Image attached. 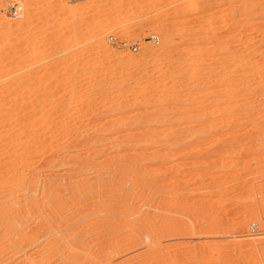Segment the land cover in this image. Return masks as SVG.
Segmentation results:
<instances>
[{
	"label": "rangeland",
	"instance_id": "rangeland-1",
	"mask_svg": "<svg viewBox=\"0 0 264 264\" xmlns=\"http://www.w3.org/2000/svg\"><path fill=\"white\" fill-rule=\"evenodd\" d=\"M186 3L0 0V264H154L141 253L151 247L165 254L161 264H264V91L249 94L253 82L246 92L247 84L228 87L223 74L249 59L264 66V0H203L188 10ZM128 18L139 22L123 31ZM166 129L173 135L167 159H145L161 146L142 148L145 134ZM137 175L151 176L141 183L151 187H134ZM119 183L134 200L114 197ZM56 199L72 203L69 214L57 215ZM117 200L132 203L133 219L121 216ZM115 204L108 214L117 211L128 226L119 223L109 236L98 225ZM76 209L83 214L72 226ZM163 210L173 215L166 233L129 240L133 228L164 225ZM136 214L146 216L142 226Z\"/></svg>",
	"mask_w": 264,
	"mask_h": 264
},
{
	"label": "bare ground",
	"instance_id": "bare-ground-1",
	"mask_svg": "<svg viewBox=\"0 0 264 264\" xmlns=\"http://www.w3.org/2000/svg\"><path fill=\"white\" fill-rule=\"evenodd\" d=\"M202 1H203V0H187V3H186V5H185L186 8H184V9H187V10H188V9H191V8H195V7L198 6V4L202 3ZM179 4H180V3H179ZM178 6H179V5H178ZM176 7H177V5H176ZM133 8H134V10H135L136 12H138V14L143 13V9H142L141 7H138V6L135 5ZM179 9H180V8L178 7V10H179ZM178 10H177V11H178ZM143 16H144V15H143ZM138 22H139L138 18H128V19L125 20V21L123 22V24H122V29H123V31H128L129 29H131V28H133L134 26H136V25L138 24ZM117 23H118L117 16L112 17L111 28H114V27L117 25ZM253 43H254V42H253ZM255 45H256V44H255ZM245 47H246V46H245ZM242 48H243V47H242ZM239 49H240V48H239ZM239 51H240V50H239ZM246 51H247V50H246ZM242 52H243V51H242ZM246 53H247V52H246ZM248 54H249V53H248ZM232 55H233V54H232ZM232 55H231V56H232ZM246 55H247V54H246ZM234 56H235V55H234ZM251 56H252V55H251ZM263 56H264V55H263ZM232 57H233V56H232ZM228 58H229V56H228ZM228 58H227V59H228ZM237 58H239V57H237ZM245 58H247V56H245V57H241V59H239V62H240L242 59H245ZM223 59H224V58H223ZM247 59H249V58H247ZM254 59H255V58H254ZM235 60H236V57H235ZM249 60H251V59H249ZM249 60H247L245 63L243 62L242 65H241V67L239 66V69L235 68V72H234V69H232V68H233V66H232V67H231V71H229V72L231 73L232 70H233L234 73H231V74H230V73L227 71L228 73L225 72V73H223V74H224V76L226 75V76H225V77L227 78V79L225 78V79H226V82L230 83V85H228V83H227L228 87H229V86L235 87V85H238V84H240V85H244V84L246 85V84H247L246 86L244 85L245 87L243 88V89H244V92H246L247 89H245V88H248L249 83L253 82L254 85H257V86H255V87H256L255 89H254V87H253V89H252L251 87H249V89H248L249 94H250V93H251V94H254V93H261L262 91H264V66H263V67L261 66L262 63H261V64L259 63V64H260V66H259V65H258V62H257V63H255V62H254V63H251V61H249ZM223 61H224V60H223ZM237 61H238V59H237ZM253 61H254V60H253ZM226 62H227V61H226ZM259 62H260V61H259ZM228 64H229V63H228ZM232 64H233V63H232ZM232 64H231V65H232ZM240 64H241V63H240ZM255 64H256V65H255ZM263 64H264V60H263ZM236 65H237V64H236ZM225 68H226V67H225ZM5 72H6V71H5ZM227 74H228L229 76H228ZM222 76H223V75H222ZM222 79H224V78H222ZM219 80H220V78H219ZM223 81L225 82V80H222V82H223ZM224 82H223V83H224ZM248 82H249V83H248ZM225 84H226V83H225ZM251 84H252V83H251ZM251 84H250V85H251ZM227 85H226V86H227ZM252 85H253V84H252ZM237 87H238V86H237ZM237 87H236L235 89H238ZM241 88H242V87H241ZM250 88H251V89H250ZM230 89H231V87H230ZM230 89H229V90H230ZM243 89H242V90H243ZM242 90L238 89L237 91H238V92H239V91L241 92ZM245 90H246V91H245ZM250 90H256V91L258 90V92H256V91H252V92H253V93H252ZM234 91H235L237 94L240 93V92L238 93L236 90H234ZM259 91H261V92H259ZM232 92H233V88H232V91H231L230 93L234 95V93H232ZM248 92H247V93H248ZM46 93H47V92H46ZM236 93H235V95L238 96ZM262 93H264V92H262ZM41 95H42V94H41ZM231 96H232V95H231ZM233 97H234V96H233ZM39 100H40V99H39ZM45 101H46V100H45ZM63 101H64V100H63ZM36 102H37V101H36ZM47 102H48V101H47ZM50 103H51V102H50ZM30 104H31V103H30ZM74 104H75V103H74ZM58 105H59V103H58ZM26 106H27V105H26ZM42 106H43V105H42ZM65 106H66V104H65ZM72 106H73V104H72ZM27 107H28V106H27ZM39 107H40V106H39ZM57 107H58V106H57ZM63 107H64V106H63ZM30 108H32V107H30ZM48 108H49V107H48ZM48 108H47V109H48ZM52 109H53V108H52ZM71 109H72V108H71ZM56 110H58V109H56ZM63 110H64V109H63ZM44 111H45V110H44ZM47 111H48V110H47ZM49 112H50V111H49ZM47 113H48V112H47ZM54 113H55V112H54ZM57 114H58V113H57ZM61 114H62V113H61ZM41 115H42V114H41ZM46 115H47V114H46ZM40 117H41V116H40ZM56 118H57V117H56ZM138 118H140V117H138ZM44 119H45V118H44ZM60 120H62V119H60ZM139 120H140V119H139ZM167 120H168V119H167ZM51 121H52V120H51ZM141 121H142V120H141ZM159 122H160V121H159ZM159 122H158V123H159ZM58 123H59V122H58ZM135 123H136V121H135ZM61 124H62V123H61ZM160 124H161V123H160ZM226 125H227V124H226ZM52 127H53V126H52ZM61 127H62V126H61ZM63 127H64V126H63ZM228 127H229V126H228ZM231 127H232V126H231ZM57 128H58V127H57ZM168 129H169V128H168ZM168 129H166V130H164V131H162V132H161V131H160V132H152V131L150 130L151 132H149V133H147V134L144 133L145 136H144L143 141H142V144H143V145H142V148H145V149H146L147 147L149 148V146H152V145H153V146H154V145H157V144H158V146L161 145V146H160V149H159V150L157 149L158 151L154 150L155 152H152L151 155H150V154H146V155H145V159H148V158L150 159V158L152 157V159L154 158V159L156 160V158L164 159V158L167 157V154L169 153L168 149L171 147V146H170V142H171L170 137H173V135L171 134L172 132H170V130H168ZM22 130H23V129H22ZM22 130H21V131H22ZM27 130H29V129H27ZM54 130H55V129H54ZM217 130H218V129H217ZM229 130H230V129H229ZM232 130H233V129H232ZM64 132H65V131H64ZM74 132H75V131H74ZM182 132H183V131H182ZM186 132H187V131H186ZM188 132H189V131H188ZM207 132H208V131H207ZM211 132H212V131H211ZM69 133H70V132H69ZM75 133H77V132H75ZM176 133H177V132H176ZM194 133H195V132H194ZM205 133H206V132H205ZM52 134H54V133H52ZM61 134H62V133H61ZM183 134H184V132H183ZM14 135H15V134H14ZM30 135H31V134H30ZM32 135H33V132H32ZM71 135H72V134H71ZM185 135H186V134H185ZM189 135H190V134H189ZM55 136H56V135H55ZM64 136H65V135H64ZM69 136H70V135H69ZM128 136H130V135H128ZM133 136H134V135H133ZM176 136H179V135L176 134ZM195 136H196V135H195ZM206 136H207V134H206ZM14 137H15V136H14ZM25 137H26V136H25ZM32 137H33V136H32ZM46 137H47V135H46ZM62 137H63V136H62ZM70 137H71V136H70ZM85 137H86V136H85ZM87 137H88V136H87ZM131 137H132V136H131ZM29 138H30V136H29ZM29 138H28V139H29ZM35 138H36V137H35ZM38 138H39V137H38ZM41 138H42V135H41ZM43 138H44V137H43ZM67 138H68V137H67ZM71 138H72V137H71ZM175 138H176V137H175ZM185 138H186V137H185ZM17 139H18V138H17ZM25 139H26V138H25ZM36 139H37V138H36ZM47 139H48V137H47ZM57 139H58V138H57ZM60 139H61V138H60ZM76 139H77V138H76ZM105 139H107V138H105ZM109 139H110V138H109ZM133 139H134V138H133ZM139 139H140V138H139ZM177 139H178V141H180L179 138H176V140H177ZM228 139H229V138H228ZM230 139H231V138H230ZM64 140H65V139H64ZM110 140H111V139H110ZM123 140H124V139H123ZM134 140H135V139H134ZM173 140H174V139H173ZM194 140H195V139H194ZM201 140H202V139H201ZM55 141H56V140H55ZM72 141H73V140H72ZM29 142H30V141H29ZM36 142H38V140H37ZM49 142L51 143L52 141H49ZM92 142H93V141H92ZM100 142H101V141H100ZM104 142L107 143L108 141H107V142L104 141ZM112 142H113V141H112ZM174 142H175V141H174ZM174 142H172V143H174ZM176 142H177V141H176ZM176 142H175V145H176ZM201 142H202V141H201ZM221 142H222V141H221ZM16 143H18V142H16ZM16 143L13 142V144H16ZM58 143H59V142H58ZM93 143H94V142H93ZM97 143H98V142H97ZM159 143H160V144H159ZM18 144H19V143H18ZM30 144H31V143H30ZM41 144H42V143H41ZM47 144H48V143H47ZM64 144H65V143H64ZM109 144H110V143H109ZM137 144H138V143H137ZM231 144H232V143H231ZM38 145H39V144H38ZM65 145H66V144H65ZM67 145H68V144H67ZM70 145H71V143H70ZM113 145H114V144H113ZM139 145H141V144H139ZM17 146H18V145H17ZM20 146H23V144L20 145ZM28 146H29V145H28ZM32 146H33V145H32ZM44 146H45V145H44ZM47 146H48V145H47ZM82 147H83V146H82ZM90 147H91V146H90ZM116 147H117V146H116ZM116 147L114 146V147H113V150H114V148L116 149ZM131 147H132V146H131ZM156 147H157V146H156ZM173 147H175V146H173ZM18 148H20V147H18ZM22 148L24 149V148H25V145H24V147H22ZM22 148H21V149H22ZM53 148H54V147H53ZM120 148H121V147H120ZM122 148H123V147H122ZM133 148H134V147H133ZM225 148H226V147H225ZM51 149H52V148H51ZM81 149H82V148H81ZM86 149H87V148H86ZM96 149H97V148H96ZM99 149H100V148H99ZM19 150H20V149H19ZM26 150H27V148H26ZM28 150H29V149H28ZM28 150H27V152H28ZM32 150H33V149H32ZM45 150H46V149H45ZM53 150H54V149H53ZM63 150H64V149H63ZM94 150H95V149H94ZM111 150H112V149H111ZM22 151H23V150H22ZM34 151H35V150H34ZM34 151H33V152H34ZM36 151H38V150H36ZM36 151H35V152H36ZM101 151H102V150H101ZM167 151H168V153H167ZM33 152L30 153V154H33ZM35 152H34V153H35ZM38 152H39V151H38ZM38 152H36V153H38ZM43 152H44V151H43ZM51 152H52V151H51ZM53 152H54V151H53ZM116 152H117V151H116ZM6 153H7V152H6ZM57 153H58V152H57ZM60 153H61V152H60ZM60 153H59V154H60ZM87 153H88V152H87ZM108 153H109V152H108ZM11 154H12V153H11ZM11 154H10V155H11ZM20 154H21V153H20ZM24 154H25V153H24ZM24 154H23V155H24ZM51 154H52V153H51ZM72 154H73V153H72ZM100 154H101V153H100ZM17 155H18V154H17ZM25 155H26V154H25ZM34 155L36 156V154H34ZM34 155H31V156H34ZM38 155H39V154H37V156H38ZM65 155H66V154H65ZM70 155H71V154H70ZM89 155H90V154H89ZM102 155H103V154H102ZM115 155H116V154H115ZM131 155H132V154H131ZM131 155L129 154V156H131ZM135 155H136V154H135ZM168 155H169V154H168ZM12 156H13V154H12ZM26 156H27V155H26ZM73 156H74V155H73ZM77 156H78V155H77ZM42 157H43V156H42ZM67 157H68V156H67ZM111 157H112V156H111ZM113 157H114V156H113ZM113 157H112V158H113ZM141 157H142V156H141ZM8 158H9V157H8ZM27 158H28V157H27ZM47 158H48V157H47ZM82 158H83V157H82ZM21 159H22V158H21ZM56 159H57V158H56ZM83 159H84V158H83ZM105 159H106V158H105ZM166 159H167V158H166ZM16 160H17V158H16ZM94 160H95V159H94ZM10 161H11V160H10ZM42 161H43V160H42ZM68 161H69V160H68ZM131 161H135V159H134V160H131ZM156 161H157V160H156ZM16 162H17V161H16ZM22 162H23V160H22ZM51 162H52V161H51ZM61 162H62V161H61ZM71 162H72V161H70L69 163H71ZM89 162H90V161H89ZM91 162H92V161H91ZM100 162H101V161H100ZM110 162H111V161H110ZM4 163H5V162H4ZM14 163H15V162H14ZM23 163H24V162H23ZM32 163H33V162H32ZM57 163H58V162H57ZM64 163L67 164L68 162H62L61 164H64ZM96 163H97V162H96ZM129 163H131V162H129ZM12 164H13V162H12ZM49 164H50V163H49ZM59 164H60V163H59ZM84 164H85V163H84ZM87 164H88V163L86 162V165H87ZM6 165H7V164H6ZM10 165H11V164H10ZM10 165H9V166H10ZM16 165H18V164H16ZM36 165H37V164H36ZM45 165H46V164H45ZM82 165H83V164H82ZM88 165H89V164H88ZM99 165H100V164H99ZM13 166H14V165H13ZM18 166H19V165H18ZM18 166H17V167H18ZM72 166H73V165H72ZM75 166H76V165H75ZM80 166H81V165H80ZM89 166H91V164H90ZM89 166H87V167H89ZM135 166H136V165H135ZM1 167H3V166H1ZM20 167H21V166H20ZM32 167H33V166H32ZM69 167H70V166H69ZM78 167H79V165H78ZM81 167H82V166H81ZM102 167H103V166H102ZM105 167H106V166H105ZM112 167H113V166H112ZM11 168H12V167H11ZM41 168H42V167H41ZM48 168H49V167H48ZM82 168H83V167H82ZM110 168H111V167H110ZM134 168H135V167H134ZM134 168H133V169H134ZM137 168H138V166H137ZM15 169H16V168H15ZM30 169H31V168H30ZM32 169H33V168H32ZM57 169H58V168H57ZM93 169H94V168H93ZM96 169H97V168H96ZM99 169H100V168H99ZM101 169H102V168H101ZM118 169H119V168H118ZM126 169H127V168H126ZM126 169H125V171H126ZM7 170H8V168H7ZM80 170H81V168H80ZM87 170H88V169H87ZM105 170H106V169H105ZM122 170H123V169H122ZM127 170H129V168H128ZM131 170H132V169H130V172H132V173H134V174H136V173L138 172V171H136V170H134V171H133V170L131 171ZM67 171H68V170H67ZM84 171H85V170H84ZM95 171H96V170H95ZM98 171H99V170H98ZM107 171H109V170H107ZM107 171H106V172H107ZM112 171H113V170H112ZM163 171H164V170H163ZM12 172H13V171H12ZM19 172H20V171H19ZM22 172H23V171H22ZM100 172H101V171H100ZM109 172H110V171H109ZM127 172H129V171H127ZM135 172H136V173H135ZM5 173H6V172H5ZM76 173H77V172H76ZM79 173H80V172H79ZM97 173H99V172H97ZM114 173H115V172H114ZM125 173H126V172H122L123 175H124ZM132 173H131V174H132ZM160 173H161V172H160ZM163 173H164V172H163ZM11 174H12V173H11ZM14 174H15V173H14ZM92 174H93V172H92ZM126 174H127V173H126ZM165 174H167V176H168V171H167V173H165ZM15 175H16V174H15ZM76 175H77V174H76ZM113 175H114V174H113ZM113 175H112V176H113ZM119 175H120V174H119ZM119 175H118V176H119ZM123 175H122V176H123ZM128 175H130V173H129ZM163 175H164V174H163ZM163 175H162V179H163ZM1 176H2V174H1ZM22 176H23V175H22ZM29 176H30V175H29ZM33 176H34V175H33ZM68 176H69V175H68ZM72 176H75V175H72ZM77 176H78V175H77ZM96 176H97V174H96ZM114 176H115V175H114ZM130 176H131V175H130ZM133 176H134V175H133ZM159 176H160V174H159ZM18 177H19V176H18ZM20 177H21V176H20ZM31 177H32V176H31ZM120 177H121V175H120ZM125 177H127V176H125ZM131 177H132V176H131ZM137 177H138V178H136V180H135V182H134V184H133L134 187L136 186V188H137V187H141V185H142L143 187H144V186L146 187V185H143L144 182H143V184H141V183H142L143 179H145L146 181H148L147 179H149L151 176H140V177H139V176L137 175ZM148 177H149V178H148ZM5 178H6V177H5ZM12 178H13V177H12ZM23 178H24V177H23ZM32 178H33V177H32ZM61 178H62V177H61ZM71 178H72V177H71ZM77 178H78V177H77ZM89 178H90V177H89ZM93 178H95V176H94ZM96 178H97V177H96ZM155 178H156V177H155ZM155 178H154V179H155ZM16 179H17V178H16ZM16 179H14V180H16ZM24 179H25V178H24ZM28 179H29V178H28ZM30 179H31V178H30ZM36 179H37V178H36ZM36 179H35V177H34V178H33L32 180H30V181L34 182V184H35ZM79 179H80V178H79ZM100 179H101V178H100ZM121 179H122V178H121ZM152 179H153V178H152ZM152 179H151V180H152ZM166 179H167V181H168V177H166ZM166 179H165V180H166ZM37 180H38V179H37ZM48 180H49V179H48ZM75 180H76V179H75ZM149 180H150V179H149ZM155 180H156V179H155ZM155 180H152V182L155 181ZM157 180H160V179H157ZM157 180H156V182H158ZM19 181H20V180H19ZM23 181L25 182L26 180H23ZM45 181H46V180H45ZM76 181H77V180H76ZM104 181H105V180H104ZM11 182H12V181H11ZM14 182H15V181H14ZM17 182H18V181H17ZM17 182H16V183H17ZM119 182H120V181H119ZM148 182H149V181H148ZM150 182H151V181H150ZM7 183H8V182H7ZM18 183H20V182H18ZM18 183H17V184H18ZM25 183H26V182H25ZM30 183H31V182H30ZM82 183H83V182H82ZM84 183H86V182H84ZM110 183H111V182H110ZM110 183H109V184H110ZM154 183H155V182H153V186H154ZM186 183H187V182H186ZM10 184H11V183H10ZM13 184H14V183H13ZM20 184H21V183H20ZM31 184H32V183H31ZM87 184H88V183H87ZM123 184H124V183H123ZM150 184H151V183H150ZM11 185H12V184H11ZM25 185H26V184H24V187H25ZM85 185H86V184H85ZM100 185H101V184H100ZM110 185H111V184H110ZM116 185H117V184H116ZM116 185H114V186H116ZM121 185H122V183H121ZM121 185H120V183H119V185H118L119 188L117 187L118 190L121 188ZM139 185H140V186H139ZM148 185H149V183L147 184V187H148ZM151 185H152V184H151ZM151 185H149V186L151 187ZM157 185H158V184H155V186H157ZM160 185H161V184H160ZM162 185H163V184H162ZM185 185H186V184H185ZM0 186H1V185H0ZM5 186H7V185H5ZM9 186H10V185H9ZM12 186H13V185H12ZM15 186H16V184H15ZM17 186H19V185H17ZM32 186H33V184H32ZM32 186H30V184H29V188L32 187ZM37 186H38V185H37ZM86 186H89V187H90V186H93V184H91V185H86ZM170 186H172V185H170ZM177 186H178V185H177ZM35 187H36V186H35ZM89 187H88V188H89ZM93 187H95V185H94ZM93 187H91V188H93ZM96 187H97V186H96ZM98 187H99V186H98ZM145 187H144V188H145ZM147 187H146V188H147ZM180 187H181V186H180ZM10 188H11V187H10ZM16 188H18V187H16ZM20 188H21V187H20ZM85 188H86V187H85ZM91 188H90V189H86V191H87V190H91V191H92L93 189H91ZM113 188H114V187H113ZM122 188H123V187H122ZM122 188L119 190V192H117V194L119 193L118 195H115L116 193H115V194H112V195H113V196L115 195L114 197L119 196V198L122 200L123 196L121 195V193L123 192V190H126V188L123 189V190H122ZM136 188H133V189H135L134 191L137 190ZM148 188H149V187H148ZM155 188H156V187H155ZM159 188H160V187H159ZM31 189H32V188H31ZM31 189H30V190H31ZM141 189H143V188L141 187ZM161 189H162V187H161ZM178 189H179V188H178ZM180 189H181V188H180ZM14 190H15V188H14L12 191H14ZM27 190H29V189H27ZM33 190H34V189H33ZM35 190H37V189H35ZM107 190H108V189H107ZM110 190H111V189H110ZM118 190H117V191H118ZM131 190H132V189H131ZM139 190H140V189H139ZM139 190H138V192H139ZM143 190H144V189H143ZM146 190H147V189H146ZM152 190H153V189H152ZM84 191H85V189H84ZM112 191H113V189L111 190V192H112ZM140 191H141V190H140ZM172 191H173V190H172ZM178 191H179V190H178ZM19 192H20V191H19ZM92 192H93V191H92ZM115 192H116V191H115ZM169 192H170V191H169ZM184 192H185V191H184ZM102 193H103V192H102ZM112 193H113V192H112ZM125 193H126L127 200H128V199H129V201H130V199H131V200H134V199H133V197H134V195H135L134 193H132V192L127 193V192L125 191V192H123V195H124ZM154 193H155V192H154ZM175 193H176V192H175ZM4 194H5V193H4ZM74 194H75V191H74ZM99 194H101V193H99ZM127 194H128V195H127ZM161 194H162V193H161ZM120 195H121L122 198L120 197ZM150 195H151V194H150ZM169 195H170V193H169ZM169 195H168V196H169ZM174 195H175V194H174ZM2 196H3V195H2ZM148 196H149V195H148ZM154 196H155V195H154ZM9 197H10V196H9ZM93 197H94V196H93ZM109 197H110V196H109ZM111 197H112V196H111ZM157 197H158V196H157ZM77 198H78V197H77ZM99 198H100V197H99ZM141 198H142V197H141ZM151 198H152V197H151ZM1 199H2V198H1ZM62 199H63V198H62ZM62 199H56V204H55V205H52V206L55 207V208H54V209H55L54 211H56L57 215H59V216L62 215V213H67V212H68V214H69V210L72 208V203L69 202V200L66 201V200H62ZM70 199H71V198H70ZM138 199H139V198H138ZM138 199H137V200H138ZM182 199H183V198H182ZM5 200H6V199H5ZM95 200H96V199H95ZM95 200H94V201H95ZM107 200H108V199H107ZM154 200H155V199H154ZM99 201H100V200H99ZM117 201H118V200H117ZM146 201H147V200H146ZM162 201H163V200H162ZM167 201H168V200H167ZM11 202H12V201H11ZM11 202H10V203H11ZM96 202H97V201H96ZM118 202L120 203V202H122V201H118ZM123 202H128V201H124V200H123ZM150 202H152V199H151ZM150 202H149V203H150ZM157 202H158V201H157ZM176 202H177V201H176ZM176 202H175V203H176ZM196 202H197V201H196ZM2 203H3V202H2ZM8 203H9V202H8ZM32 203H34V202H32ZM45 203H46V202H45ZM115 203H116V202H115ZM149 203H148V204H149ZM14 204H15V203H14ZM29 204H30V203H29ZM34 204H35V203H34ZM50 204H51V203H50ZM103 204H104V203H103ZM108 204H109V203H108ZM117 204H118V203H117ZM120 204H121V203H120ZM122 204H123V203H122ZM122 204H121L120 206H122ZM126 204H128V203H125V206H124V204H123V206H124V207L122 206L123 208L121 207V208H122L121 210L124 209V211H121L120 209H118V208L120 207L119 204H118L119 207L116 208L117 211L119 210V211H118L119 213H121V212H125V211H126V213H125L124 215L121 214V216H125V215H126V216H127V217L125 216L126 218H128V217H129V218H130V217L132 218V216H133V218H134V215H135V214L132 215V213H131V215H132V216H131L129 213H127V211H128V212H131L129 209L131 208L130 205H131L132 203H130V205L128 204L129 207L126 206ZM150 204H153V202L150 203ZM185 204H186V203H185ZM185 204H184V205H185ZM201 204H202V202H201ZM205 204H206V203H205ZM22 205H23V204H22ZM30 205H31V204H30ZM36 205H37V204H36ZM36 205H35V206H36ZM47 205H48V204H47ZM73 205H74V204H73ZM75 205H76V204H75ZM95 205H96V204H95ZM95 205H94V206H95ZM143 205H144V204H143ZM159 205H160V207H158V211H159V208L161 209V206H162V205H163L162 207H165V202H162V204H161V202H159V203H158V206H159ZM166 205H168V209H170V208H169L170 205H169L168 202H167ZM194 205H195V204H194ZM203 205H204V204H203ZM13 206H14V205H13ZM31 206H32V205H31ZM37 206H38V205H37ZM94 206H93V207H94ZM97 206H98V205H97ZM115 206H116V204H115V205H111V206H109V205L107 206V208L104 210V211L107 213L106 216L103 217V218H104V221L101 220V223H102V222H103V223L100 224V225H98V228H102L103 230H106V232H107V234H108L109 236H110L111 234H112L111 236H113V234H114V233L116 234V232L119 231V230L121 231V226H120V224H121V222H122L121 225H123V223H124L122 220H124L125 217H122V218H121V217H119V214H117V213H118L117 211H113ZM134 206H135V205H134ZM140 206H141V205H140ZM151 206H152V205H151ZM176 206H177V205H176ZM104 207H105V206H104ZM112 207H113V208H112ZM127 207H128V208H127ZM142 207L145 208L146 205H145V206H142ZM147 207H148V206H147ZM147 207H146V208H147ZM154 207L157 208V205H155ZM181 207H182V206H181ZM181 207H180V208H181ZM186 207H188V206H186ZM186 207L184 206V210H185ZM190 207H191V206H190ZM201 207H202V206H201ZM206 207H207V206H206ZM10 208H11V207H10ZM13 208H14V207H13ZM31 208H32V207H31ZM43 208H44V207H43ZM49 208H50V207H49ZM49 208H48V209H49ZM95 208H96V207H95ZM98 208H99V207H98ZM126 208H127V209H126ZM138 208H139V207H138ZM156 208H155V210H156ZM166 208H167V206H166ZM195 208H196V207H195ZM2 209H3V207L1 208V210H2ZM8 209H9V208H8ZM8 209H7V210H8ZM15 209H18V208L15 207V208H14V211H15ZM41 209H42V208H41ZM110 209H113V210H112V213H115V212H116L115 214H113V216L117 217L116 219H117L118 221L114 219L115 217H114V218H111V217H113V216H111L112 214H111V210H110ZM116 209H115V210H116ZM132 209H133V208H132ZM142 209H143V208H142ZM142 209H141V207H140V209H138V210H142ZM148 209H149V207H148ZM148 209H146V211H147ZM151 209H152V208H151ZM163 209H164V208H163ZM182 209H183V208H182ZM4 210H5V209H4ZM4 210H3V213H5ZM10 210H11V209H10ZM46 210H47V209H46ZM76 210H77V209H76ZM79 210H80V209H79ZM143 210H144V209H143ZM153 210H154V208H153ZM165 210H166V209H165ZM172 210H173V209H172ZM11 211H12V210H11ZM44 211H45V210H44ZM84 211H85V210H84ZM133 211H135V210L133 209ZM174 211H175V210H174ZM188 211H189V210H188ZM194 211H195V210H194ZM208 211H209V210H208ZM8 212H9V211H8ZM109 212H110L111 215L108 214ZM135 212H136V211H135ZM143 212H144V211H143ZM150 212H151V211H150ZM153 212H154V211H153ZM156 212H157V211H156ZM156 212H155V213H156ZM165 212H166V211H165ZM165 212H164V210L162 211V213H164V214H165ZM172 212H173V211H172ZM176 212H178V211H176ZM191 212H192V211H191ZM231 212H232V211H231ZM233 212H234V211H233ZM12 213H13V212H12ZM16 213H17V211H16ZM18 213H19V212H18ZM45 213H46V212H45ZM88 213H89V212H88ZM91 213L97 215V211H92ZM168 213H169V211L166 212L165 215H167ZM173 213H174V212H173ZM229 213H230V212H229ZM72 214H73V215H70L71 217L69 216V219H70V218H71V219H70V220L67 219L68 222L70 221L69 223L65 220L69 225H70V223H71V225H72V224L75 225V224L79 221V219H80V217H81V216H79V219H77V218H78V215L83 214V212L77 210V211L73 212ZM85 214H86V212H85ZM116 214H117V216H116ZM159 214H160V215H159ZM159 214H158L159 216L163 215V214H161V213H159ZM179 214H180V213H179ZM191 214H192V213H191ZM9 215H10V214H9ZM12 215H14V214H11V216H12ZM55 215H56V214H55ZM55 215H53V216H55ZM63 215H64V214H63ZM104 215H105V214H104ZM128 215H130V216H128ZM165 215H164V216H165ZM177 215H178V214H177ZM182 215H183V214H182ZM210 215H211V214H210ZM210 215H209V216H210ZM212 215H213V214H212ZM218 215H219V214H218ZM218 215H217V216H218ZM0 216H1V215H0ZM46 216H47V215H46ZM64 216H67V217H68V215H64ZM76 216H77V217H76ZM137 216H139V215L136 214V217H137ZM164 216H163V217L161 216V218H164V220L162 219V220L164 221V225L161 226V224H158V225H160L159 227H157V225H155L156 223H153L152 225H149V226H151V227H148L147 224H150L149 222L146 223V225L143 223L144 225L142 226V224H141V223L143 222L142 220L144 219V217L146 218V216H142V215H141V217H143L142 219H140V216H139V217H138V218H139V221L141 220V221L139 222V224H140L142 227H139V229H137V228H133V227H135L136 225H134V226L132 227V223H133V222L130 223V224H129V227H127V228H130V225H131V228H133V229L130 228L132 232L130 231L129 233L132 234L133 236L131 235L132 238H130V235H129V236L127 235V237L129 238V240L134 239V238L137 239V240H141V239H142L141 242H143V241L145 240L144 237H147V236H149V235L154 236V235H155V231H158V232H159V230H161L162 232L166 233L165 231H167V229H170V223H169V221H171V220L168 221V219L170 218L171 214H168V218H167L166 220H165L166 217H164ZM172 216H173V215H172ZM172 216H171V217H172ZM192 216H193V215H192ZM219 216H220V215H219ZM219 216H218V217H219ZM84 217H85V216H84ZM106 217H107V218H106ZM108 217H110V218H108ZM136 217H135V218H136ZM150 217H151V216H150ZM150 217H149L150 221H151L152 219H153V221H154V219L157 218V217H155V216H154V218H153V216H152V217H151L152 219H151ZM12 218H13V217H12ZM16 218H17V217H15V219H16ZM47 218H48V217H47ZM55 218H56V217H55ZM97 218H99V217L97 216ZM103 218H102V219H103ZM133 218H132V219H133ZM138 218H137V219H138ZM174 218H175V217H174ZM178 218H179V217H178ZM201 218H202V217H201ZM219 218H221V217H219ZM5 219H6V217L4 218V220H5ZM76 219H77L78 221H77ZM81 219H82V218H81ZM99 219H100V218H99ZM108 219H110V221L112 220L113 222L111 221V223H110V221H109ZM170 219H171V218H170ZM186 219H187V218H186ZM86 220H87V219H86ZM90 220H91V219H90ZM114 220H115V221H114ZM126 220H127V219H126ZM145 220H146V219H144V221H145ZM172 220H173V217H172ZM5 221H6V220H5ZM98 221H99V220H98ZM135 221H136V220H134V223H135ZM153 221H152V222H153ZM165 221H166V222H165ZM167 221H168V223H167ZM8 222H9V221H8ZM15 222H16V221H15ZM91 222H92V221H91ZM176 222H177V221H176ZM223 222H224V221H223ZM12 223H13V220H12ZM92 223H93V222H92ZM99 223H100V221H99ZM119 223H120V224H119ZM166 223H167V225H166ZM5 224H6V223H5ZM90 224H91V223H90ZM90 224L87 225L88 228H86V229L91 230V231H92V230H95V229H96V226L93 225L94 223H93L92 225H90ZM168 224H169V228H168ZM218 224H220V223H218ZM3 225H4V223H3ZM84 225H86V224H84ZM96 225H97V224H96ZM124 225L128 226V224H126V222L124 223ZM153 225H155V226L152 227ZM221 225H222V224H221ZM221 225H218V226H221ZM72 226H73V225H72ZM145 226H146V227H145ZM78 227H79V226H78ZM84 227H86V226H84ZM127 228H123V229L125 230V229H127ZM176 228H177V227H176ZM130 229H128V230H130ZM83 231H84V230H83ZM91 231H90V233H91ZM95 231H96V230H95ZM161 231H160V232H161ZM169 231H170V230H169ZM104 232H105V231H104ZM106 232H105V234H106ZM125 232H126V231H125ZM158 232H156V234H157ZM176 232H177V231H176ZM83 233H85V232H83ZM83 233H82V234H83ZM87 233H88V231H87ZM92 233H94V232H92ZM117 233H119V232H117ZM153 233H154V234H153ZM179 233H180V232H179ZM85 234H86V233H85ZM101 234H103V233H101ZM107 234H106V235H107ZM120 234H121V233H120ZM135 234H136V236H134ZM152 234H153V235H152ZM171 234H172V233H171ZM207 234H209V233H207ZM214 234H215V233H214ZM95 235H96V234H95ZM98 235H99V234H98ZM108 235H107V236H108ZM121 235H122V234H121ZM146 235H147V236H146ZM157 235H158V234H157ZM157 235H155V236H157ZM163 235H164V234H163ZM10 236H11V235H10ZM158 236H159V235H158ZM161 236H162V234H160V237H159L160 239H161ZM164 236H166V234H165ZM164 236H163V237H164ZM180 236H181V235H180ZM188 236H189V235H188ZM18 237H19V236H18ZM119 237H120V236H119ZM123 237H124V236H123ZM133 237H134V238H133ZM163 237H162V238H163ZM95 238H96V237H95ZM103 238H104V236H103ZM149 238H150V239H149ZM17 239H18V238H17ZM90 239H91V238H90ZM93 239H94V238H93ZM108 239H109V237H108ZM114 239H115V238H114ZM117 239H118V241L116 240L117 243H120L119 241L122 240V239L119 240V238H117ZM147 239L150 241V240H151V237L146 238V240H147ZM153 239H155V237H153ZM95 240H96V239H95ZM123 240H124V239H123ZM127 240H128V239H127ZM161 240H162V239H161ZM173 240H174V239H173ZM98 241H99V240H98ZM134 241H135V240H134ZM152 241H154V242H152ZM152 241H151L152 244L150 243V245H153V243L156 242V240H152ZM111 242H112V241H111ZM160 242H161V241H158V243H160ZM114 243H115V240H114ZM139 243H140V242H139ZM178 243H179V242H178ZM133 244H134V243H133ZM156 244H157V243H156ZM161 244H162V242H161ZM214 244H215V243H214ZM136 245H137V244H136ZM150 245H149V246H150ZM154 245H155V244H154ZM154 245H153V246H154ZM173 245H174V244H173ZM204 245H205V244H204ZM163 246H164V245H162V249H163ZM202 246H203V245H202ZM135 247H136V246H135ZM150 247H151V246H150ZM168 247H169V246H168ZM152 248H153V247H151V249H149V250L146 249V250H145L146 252L144 251L145 253H144V252H141V253H143L142 255H146L147 253L150 254V255H149V259H150L151 261L153 260L152 262H153L154 264H157V263H158V264H161V262H164V258H166V257H164V258L162 259L163 261H161V258L165 255V254L162 255L161 252H163V251L158 252L157 249L159 250V247L157 248V245H156V248H157L156 251H155L154 249H152ZM160 248H161V247H160ZM164 248H165V247H164ZM166 248H167V247H166ZM129 249H130V248H129ZM132 249H133V248H132ZM176 249H177V248H176ZM134 250H135V249H134ZM136 250H137V249H136ZM138 250H139V249H138ZM165 250H166V249H165ZM170 250H171V249H170ZM188 250H189V249H188ZM196 250H197V249H196ZM153 251H154V252H153ZM174 251H175V250H174ZM176 251H177V250H176ZM198 251H199V250H198ZM129 252H130V251H129ZM181 252H182V251H181ZM201 252H203V251H201ZM201 252H200V253H201ZM119 253H120V252H119ZM175 253H176V252H175ZM196 253H197V252H196ZM137 254H138V252H137L135 255H137ZM239 254H240V253H239ZM122 255H123V254H122ZM139 255L142 256L141 254H139ZM178 255H179V254H178ZM193 255H194V254H193ZM147 256H148V255H147ZM147 256H146V257H147ZM131 257H132V255H131ZM133 257H134V256H133ZM137 257H138V256H137ZM150 257H151L152 259H151ZM167 257H168V256H167ZM179 257H180V256H179ZM140 258H141V257H140ZM168 258H170V257H168ZM141 260H142V259H141ZM150 260H149V261H150ZM138 261H139V260H138ZM143 261H144V260H143ZM151 261H150V262H151ZM166 261H167V262H166V264H167V263H168V260H166ZM169 261H170V260H169ZM171 263H172V262H171ZM146 264H148V263H146ZM149 264H150V263H149ZM164 264H165V263H164ZM169 264H170V263H169ZM176 264H177V263H176Z\"/></svg>",
	"mask_w": 264,
	"mask_h": 264
},
{
	"label": "built area",
	"instance_id": "built-area-1",
	"mask_svg": "<svg viewBox=\"0 0 264 264\" xmlns=\"http://www.w3.org/2000/svg\"><path fill=\"white\" fill-rule=\"evenodd\" d=\"M152 39H153V40H158L157 36H156V37L153 36ZM134 50H137V47H134Z\"/></svg>",
	"mask_w": 264,
	"mask_h": 264
}]
</instances>
